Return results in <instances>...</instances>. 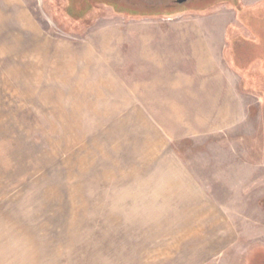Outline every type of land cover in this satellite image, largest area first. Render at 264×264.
Here are the masks:
<instances>
[{
    "label": "rangeland",
    "instance_id": "rangeland-1",
    "mask_svg": "<svg viewBox=\"0 0 264 264\" xmlns=\"http://www.w3.org/2000/svg\"><path fill=\"white\" fill-rule=\"evenodd\" d=\"M66 2L0 0V264H264V65L236 126L168 138L149 114L181 107L127 104L93 44L133 21ZM226 11L166 18L220 15L253 40Z\"/></svg>",
    "mask_w": 264,
    "mask_h": 264
},
{
    "label": "crops",
    "instance_id": "crops-1",
    "mask_svg": "<svg viewBox=\"0 0 264 264\" xmlns=\"http://www.w3.org/2000/svg\"><path fill=\"white\" fill-rule=\"evenodd\" d=\"M242 2L251 8L264 0ZM226 9L225 13H235L237 19L233 9ZM226 19L220 15L143 19L133 21L124 33H101L93 44L96 51L109 47L108 82L110 87L125 90L130 99L127 104L166 106L168 119L170 106L181 107L180 114L176 108L173 120L164 125L146 110L152 121L158 120L157 126L168 138L185 136L188 131L196 137L219 134L245 117L240 89L244 88L245 74L259 72L260 64L247 68L236 63V51L243 53L245 49L231 47L230 23ZM261 39L257 36L248 40L250 48H259ZM252 82L257 89L262 88L260 80Z\"/></svg>",
    "mask_w": 264,
    "mask_h": 264
},
{
    "label": "flooded vegetation",
    "instance_id": "flooded-vegetation-1",
    "mask_svg": "<svg viewBox=\"0 0 264 264\" xmlns=\"http://www.w3.org/2000/svg\"><path fill=\"white\" fill-rule=\"evenodd\" d=\"M188 1L190 0H79L78 2H76V0H67L66 8L69 9L73 7L74 9H77L87 7L91 10L96 4L104 3L111 7L112 10L115 11L116 15L134 21L138 19H167L166 17L176 16L182 12H211L217 8L225 7L235 10L238 19L252 30V36L254 38L257 36L262 38L260 40L259 47L260 45H264V2L256 7L249 8L243 5L242 0H215L210 3L209 0H199L208 3L202 9H188L171 12V6L175 7L177 5L187 3ZM73 3L74 6H72ZM251 24H253V27ZM236 35L237 37L233 36L230 32L232 47H241L245 49L244 51H248L251 45L250 41L252 39L248 42L249 39H247L244 34L238 32Z\"/></svg>",
    "mask_w": 264,
    "mask_h": 264
},
{
    "label": "trees",
    "instance_id": "trees-1",
    "mask_svg": "<svg viewBox=\"0 0 264 264\" xmlns=\"http://www.w3.org/2000/svg\"><path fill=\"white\" fill-rule=\"evenodd\" d=\"M259 49H261V48L259 47ZM235 61H236V63L242 65L243 67H247V68H249V67L251 68L252 64L256 63V62L260 63L259 65H264V53H263V55H260V53H259V54L247 55L246 57H244L242 52L236 51ZM261 72H264V68L262 69ZM248 79L255 81L256 77H248Z\"/></svg>",
    "mask_w": 264,
    "mask_h": 264
}]
</instances>
